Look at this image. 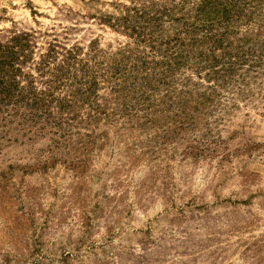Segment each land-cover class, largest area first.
I'll use <instances>...</instances> for the list:
<instances>
[{
  "label": "rangeland",
  "instance_id": "374dc122",
  "mask_svg": "<svg viewBox=\"0 0 264 264\" xmlns=\"http://www.w3.org/2000/svg\"><path fill=\"white\" fill-rule=\"evenodd\" d=\"M12 30L81 46L107 112L0 114V264H264V0H0Z\"/></svg>",
  "mask_w": 264,
  "mask_h": 264
},
{
  "label": "trees",
  "instance_id": "16d2710c",
  "mask_svg": "<svg viewBox=\"0 0 264 264\" xmlns=\"http://www.w3.org/2000/svg\"><path fill=\"white\" fill-rule=\"evenodd\" d=\"M37 47L36 31L12 30L6 38L0 37V114L3 118L9 121L18 119L31 125L47 123L61 127L73 119L75 108L80 109L84 105L89 108V120L107 112L105 104L100 101L103 97L97 90L101 84L98 71L82 57L81 46L67 47L53 39L47 41L46 47L38 53ZM169 62L168 59L162 61L172 66L173 61ZM116 66L120 68L116 69L118 77L114 79L113 92L124 94L129 84L133 89L139 84L137 92H141L143 97L147 93L149 95L150 90L145 88L151 86L150 81H162L167 70L163 68L162 72L152 74L145 66L144 71H137L141 72L139 77L137 72L131 76L123 74L120 64ZM78 72L83 75L80 79ZM100 76L103 77L104 72ZM122 78L131 81L122 83ZM155 87L157 85L151 89ZM62 88L70 89L69 93L56 95Z\"/></svg>",
  "mask_w": 264,
  "mask_h": 264
}]
</instances>
